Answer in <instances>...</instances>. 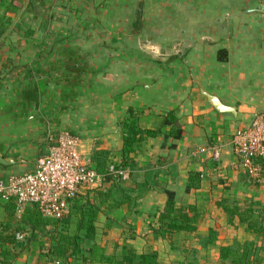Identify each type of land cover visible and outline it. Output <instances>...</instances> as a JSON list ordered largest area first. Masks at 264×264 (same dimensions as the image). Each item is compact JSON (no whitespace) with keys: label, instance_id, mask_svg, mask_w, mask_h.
Returning <instances> with one entry per match:
<instances>
[{"label":"crops","instance_id":"obj_1","mask_svg":"<svg viewBox=\"0 0 264 264\" xmlns=\"http://www.w3.org/2000/svg\"><path fill=\"white\" fill-rule=\"evenodd\" d=\"M20 1L13 27L20 25L15 33L23 46L5 38L0 47V155L13 162L0 167V179L34 171L50 133L77 137L85 159L98 150L119 161V122L132 110L140 129L161 135L145 139L129 156L131 176L123 183L137 199L135 209L130 214L126 208L107 210L105 219L134 217L126 224L132 233L136 227L141 233L154 224L169 191L177 202L209 205L201 224L207 231L219 227L223 218L222 210L209 203L264 202V167L257 165L258 171L249 175L231 146L234 132L264 113V0L231 8L241 11L222 28L211 19V46L204 45L201 34L151 33L147 26L157 21L137 18V0H101L103 5L94 7L90 18L81 14L92 0H78L82 10L77 16L71 11L73 0ZM84 28L86 33L81 32ZM27 29L32 33H23ZM178 39L189 42L191 49L183 44L182 51L169 53L167 43ZM206 95L231 110L217 111ZM76 106L94 113V120L81 111L84 125L71 124ZM169 110L183 131L179 142L164 136L171 128L163 124ZM204 148H218V160L211 159L210 150L200 152ZM191 174L199 175L198 186L185 192ZM8 204L0 200V209ZM156 241L160 249L151 248L161 255L169 246Z\"/></svg>","mask_w":264,"mask_h":264},{"label":"trees","instance_id":"obj_2","mask_svg":"<svg viewBox=\"0 0 264 264\" xmlns=\"http://www.w3.org/2000/svg\"><path fill=\"white\" fill-rule=\"evenodd\" d=\"M21 4L20 0H1L0 1V42L4 40L3 36L7 32L12 18L7 14L17 13V9ZM18 25H14L11 31H18ZM25 34L32 33L30 30H25ZM220 61L224 60V57L219 58ZM165 126H170V130L164 134L165 138H170L173 142L182 140V128L178 123L177 117L173 110H169L165 113V120L163 122ZM119 128L122 138L121 147V159L119 164L114 167V172H109L106 166V156L107 154L103 151L94 150L91 154L90 163L95 171L103 176L102 183L107 184L104 189H84L73 199L69 212L67 215L61 217L60 219H52L43 217L37 207L31 206V208L26 209L23 215L27 213L25 217L28 221V226L30 227V236H33L34 232H38L42 236L47 234L46 228L48 226L56 227L58 224L69 225L76 220V229L79 232H83L84 235H79L76 233L72 239L71 246H73L72 251L75 257L79 254L80 264H163L161 262V255L157 249L147 248V251L137 252L133 248L127 247V245H121L122 254L120 258L112 255L114 251L109 256L107 250L94 242L95 226L97 224V216L101 212L102 208L111 211L112 209L123 208L128 209L127 214L132 213L136 207V197L129 195L128 186L125 182L130 178L131 172L128 171L130 165V154L134 151L136 146L148 138H155L161 135V131L153 130H142L139 128L137 123V117H135L132 110L127 112V116L119 122ZM176 143L171 145L170 148H176ZM98 152V153H97ZM257 165L264 167V158H259L255 161ZM112 166V165H111ZM1 167V166H0ZM120 170L127 171V179H123L120 175L115 172ZM120 176V177H119ZM119 178V181L115 178ZM199 181V175L191 174L188 177L185 192L195 190L197 188V182ZM92 197H89L90 194ZM166 202L164 207L157 213L154 224L148 226L150 235L155 240L160 242H166L171 251H177L176 240L178 237L193 234L196 232L197 225L200 222L201 215L194 204L184 205V203L176 202L175 195L172 192H166ZM238 200V199H236ZM221 199L216 203L218 208L225 213L229 223H233L234 219L237 218L240 224H245L247 229L257 238L264 240V202L260 201H250L246 207H241L238 201ZM232 203V204H229ZM105 206V207H104ZM257 206V207H256ZM7 211L14 212V205H5ZM111 222L115 219L110 218ZM126 221H131L125 216L119 220L114 221L113 226L117 225V228H121L120 235L126 233H132V229L129 228L127 232H124V228L121 222L127 223ZM259 221V223H257ZM128 225V224H127ZM112 226V225H110ZM108 226L103 232L104 235L109 234L110 231L115 235V231L112 227ZM64 228V227H63ZM116 228V229H117ZM76 231V232H77ZM217 230L210 228L206 235L199 236V239H204L203 248L216 247L218 248V259L221 264H261L259 256L256 255L255 243L250 241H244L238 243L237 247H232L230 245H221L217 238ZM3 234V233H2ZM56 234V233H55ZM119 235V236H120ZM12 235L0 236V257L2 261L0 264H7V259L10 257L12 249H16L17 243L14 241ZM57 236V234H56ZM90 241L91 247L86 249L84 243ZM25 242H29L28 240ZM179 243V242H178ZM59 242L56 243L51 249L54 255L57 257V262L62 259V251H64V245ZM5 245H10L7 249L3 248ZM23 245L18 243V246L23 247ZM185 247L182 254L187 255L188 244L183 242ZM153 249V250H152ZM185 258V257H184ZM15 259V258H14ZM39 264H46L39 262ZM175 264H182L177 261ZM203 264H213V263H203Z\"/></svg>","mask_w":264,"mask_h":264},{"label":"rangeland","instance_id":"obj_3","mask_svg":"<svg viewBox=\"0 0 264 264\" xmlns=\"http://www.w3.org/2000/svg\"><path fill=\"white\" fill-rule=\"evenodd\" d=\"M159 1H161L162 4L166 3V6L165 7L159 6L158 4ZM245 1L247 0H137L136 5L134 7V11L135 14H138L137 18L142 19L145 16V18L150 17V19L157 21V23L153 22L152 25L147 26V28L153 34L158 32L164 33L165 36L166 35L177 36V35H185V34L194 36L196 34L197 35L201 34V36L202 35L205 36V38H202L204 41V45L211 46V19L213 20V23L217 24V28H222L224 24L226 23L229 24V20L233 19L232 17H234L235 14H238L241 11L231 8H235V7L238 8L239 7L238 4ZM78 2H79L78 0H73L72 3L73 9L72 10L70 9L71 11H76V16L82 10L79 7ZM101 5H103V1L92 0V3L87 5L85 9L83 8L84 11L82 12L81 16L85 14L88 18H90L91 12H93L94 7L99 8ZM139 8L141 9V11H138ZM87 11L90 12L86 13ZM7 15L12 18V21L3 38L4 40H6L5 38H8L9 41L12 40L13 43H17L21 47L23 46V43L21 41L18 42V40H16V36H17L15 33L16 31H11V29L13 28V21L16 19L17 13L7 14ZM160 21L162 25L159 24ZM97 25L98 24H96V26ZM140 27L137 26L136 30H138ZM71 28L74 29V26ZM77 28L79 30V27ZM160 28L164 31L162 32ZM85 29L86 28L82 29L81 32L86 33ZM87 33H92V32L88 29ZM4 43L5 42L1 41L0 47L1 45H4ZM183 44H185L184 49L186 50L191 49V46H189L190 44L189 42L184 43L179 39L178 41L173 40V44L168 42L167 47L165 48L169 53L177 52L179 50L182 51L181 47H183L182 46ZM74 108L72 109V114H71L72 116L71 124H76L77 126L84 125V121H83L84 116L85 117L88 116V118H92L94 120L95 118L94 113L88 114L86 111H84L85 107L82 108L84 110H81L84 113L83 114L84 116L81 117L78 116L81 112L80 111L81 108H79V106H76ZM88 108L91 112L94 110V107L92 105H89ZM90 123H92V121H90ZM104 157L106 158L105 163L108 169L109 167H111V165L116 166L119 164V161L116 160L115 158L111 159L110 155H106ZM115 179L118 180V182L121 181L119 180L118 177ZM175 201L177 202V200ZM236 201H238L237 203H239V205L244 208L250 203L251 200L241 201V199H238ZM252 201H256V200H252ZM218 202L219 201L217 200L216 203ZM180 203H184V205H190V203L186 201L184 202L182 201ZM216 203L214 205L213 203H209V204L210 206L211 204L212 206H217ZM196 207L201 215L200 222L197 225L196 232L193 234H189L185 236L181 235L180 237H178L175 244L177 251H171L169 248L165 249L164 247L161 254V259H162L161 262L163 264H175L177 261H179V263L182 264H203V263L221 264L217 256L218 255L217 246L203 248L204 239L202 240L198 238L199 236L206 235L209 230L207 229V231H203L205 229H203L204 227H202L201 225L204 220L203 217L204 213L207 212L209 205L205 207H201V206L199 207L196 206ZM26 209L27 208H25L24 210ZM218 209L221 210V208ZM24 210L22 211V213H16L15 209L14 212L13 211L8 212L7 208H4V210L0 209V236L12 235L11 237H14L15 243H17L16 249H12L11 255L6 261L7 264H39V262H43L46 264H80V260L76 259L79 258V254H77V257H75L74 255L76 254H74V252L72 251L73 246H71L72 239L76 233H78L79 235H84L83 232L77 231L76 220L70 223L69 225L58 224L56 227L48 226L46 228L47 234L45 236L41 237V234L38 232H34L33 236L32 235L30 236V227L28 226L27 224L28 221L25 218L27 217L28 214L25 213L23 215ZM105 213L106 210L105 208H103V210H101V216L99 215L100 213L97 216V220H96L97 225L95 226L96 230L93 239L95 243L99 244L100 246L104 247L107 250V254L109 256L114 255L120 258V255L122 254L123 251L122 249H120L121 245H127V247H130L131 249L133 248L137 252L147 251V248H151V247H156L160 249L161 246L157 244V241L155 239H151L152 235H150L149 229H146L141 233H137L138 228L136 227L134 228L135 230L134 233L128 234L126 232L130 228V225L127 226V224L121 222V225L124 228V232L126 234L120 235L119 233L121 232V228L118 229L117 225L113 226L114 220L111 222L110 218L105 219L103 216ZM133 218L134 217L129 219L134 220ZM217 223L220 226L214 229L217 230L216 232L217 238L219 242H221L220 244L224 246L230 245L236 248L238 243H242L244 241L253 242L255 243L256 255L259 256V259L261 260V264H264L263 239H259L255 237L247 229L245 224H240L238 222L237 218L234 219L233 223H229L224 212H223V218ZM257 223H259V221ZM108 226L113 228V230L116 233L115 235H113L111 231L109 234L104 235L103 232ZM198 229L200 232L197 234ZM55 233L57 234V236ZM144 237H147V239H145ZM27 240L29 242H25ZM132 240L135 241L131 242ZM59 242L62 243L60 245H64V251H62L61 261L57 262L56 261L57 257L56 255H54L53 250L51 248L55 246L56 243L58 244ZM183 242H187L189 247L187 251V255L185 254V256H183L184 254H182L184 251V248L182 247H185L183 245ZM18 243L26 244V245H23V247H21L18 246ZM8 247L11 246L10 245L3 246V248L5 249H7ZM84 247L86 249L90 248L91 242L90 241L85 242ZM113 251L114 254L110 255ZM0 261H2V257H0ZM226 264H229V262H226Z\"/></svg>","mask_w":264,"mask_h":264},{"label":"built area","instance_id":"obj_4","mask_svg":"<svg viewBox=\"0 0 264 264\" xmlns=\"http://www.w3.org/2000/svg\"><path fill=\"white\" fill-rule=\"evenodd\" d=\"M240 167L249 175L258 169L256 160L264 158V113L255 114L248 126L237 129L231 140ZM79 140L68 132L50 133L46 153L37 159L34 171L0 179V200L12 203L16 213L35 206L46 218L60 219L69 212L73 199L84 189L98 187L103 176L95 171L90 160L78 152ZM210 150L212 160H218V148ZM114 172V167H109ZM123 179L126 170L115 172Z\"/></svg>","mask_w":264,"mask_h":264},{"label":"water","instance_id":"obj_5","mask_svg":"<svg viewBox=\"0 0 264 264\" xmlns=\"http://www.w3.org/2000/svg\"><path fill=\"white\" fill-rule=\"evenodd\" d=\"M207 101L209 104L216 109L219 112H229L231 109L228 107L223 106L216 98L211 97L209 95H206ZM13 165V162L6 161L1 155H0V166L2 167H8Z\"/></svg>","mask_w":264,"mask_h":264}]
</instances>
